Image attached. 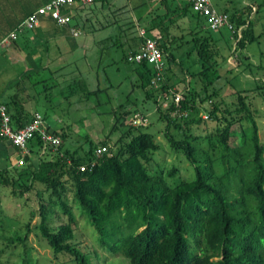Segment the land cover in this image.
Returning <instances> with one entry per match:
<instances>
[{"label":"trees","instance_id":"obj_1","mask_svg":"<svg viewBox=\"0 0 264 264\" xmlns=\"http://www.w3.org/2000/svg\"><path fill=\"white\" fill-rule=\"evenodd\" d=\"M108 1L91 0L85 5L74 3L73 15L70 16L72 22L68 26H58L50 18H45L71 37L74 36L70 34L69 26L77 30L78 36L80 33L102 31L122 21L119 26L123 28L119 32H133L129 59L144 37L159 36L158 47L164 62L174 61L171 53L173 29L184 27L185 31L188 30L200 63L196 75L200 79L201 91L193 93L190 103L184 96L179 102V108L188 111L186 117L178 119L170 116L174 108L171 103L161 117L165 121L164 138L170 146L184 152L193 165L194 176L189 181L183 180L170 186L160 174L151 173L147 163L158 145L148 132L129 135L128 128L116 139L113 149L97 157L94 156L97 144L87 142V149L80 156L67 150L60 151V144L54 149L52 158L40 157L34 165L27 157L25 167L15 170L18 179L29 176L30 185L34 182L40 184L42 190L47 192L45 200L57 204L66 215L65 222L51 224L47 221L45 207L39 204V220L35 225L39 236L54 255L61 252L73 264H91L90 256L81 250L73 237V215L66 200L68 190L84 218L96 231L99 246L109 255L127 260L128 264H264V164L261 160L264 145L259 140L251 110L245 101L246 95L237 93V113L228 117L222 114L225 110H220L217 102H211V97L216 95V89L211 84L216 78L217 64L210 34L212 30L203 23L202 16L192 11L190 0L177 2L173 7L165 6V11L161 13L154 12L143 18L138 16L134 18L135 22L131 18L126 21L128 12H121L123 9L116 5L117 0L110 4ZM166 1L159 0V3ZM35 9L25 11L23 18L15 25H1V37ZM105 9L113 14V21L105 18ZM88 12L94 14L95 21L85 18ZM242 14L238 11L228 13L233 32L225 28L230 35L234 34V27L243 23ZM139 28H143L142 35L138 32ZM246 31L247 26L235 41V49L242 45V35ZM183 35L184 32H181L180 38ZM109 38L104 37L96 42L101 55L98 67L103 55V41ZM33 44L40 46L41 40ZM136 64L142 69L139 72V85L150 87L152 67L143 61ZM73 76L71 74L67 78L65 85L71 95L83 92L86 98L100 91L99 88L88 89L81 76ZM166 81L162 77L159 87L152 89L150 94H165L169 88H173ZM263 86L259 85L260 88ZM13 103L16 107V102ZM198 105L206 112L207 119L215 123L214 136L226 151L228 161L233 162L232 165L228 162V168L219 176L213 173L209 159L203 164L194 161L195 148L189 142L194 137L183 131L188 120L200 121L199 118H189V112L196 110ZM14 110L10 119L13 126L19 127L26 121H22L24 119L16 108ZM128 113L124 112V115ZM27 117L28 121L31 116ZM243 119L248 121L249 126H242ZM234 124L241 127V138L235 146H230L229 140L233 135L231 127ZM170 125L181 129V138L173 137L169 131ZM40 143L39 135H35L31 149L33 146L39 147ZM79 166H83V169L79 170ZM172 171L169 173L172 174ZM6 172V169L0 171L3 185L10 181Z\"/></svg>","mask_w":264,"mask_h":264},{"label":"rangeland","instance_id":"obj_2","mask_svg":"<svg viewBox=\"0 0 264 264\" xmlns=\"http://www.w3.org/2000/svg\"><path fill=\"white\" fill-rule=\"evenodd\" d=\"M112 1L114 0H109V4ZM184 1L167 0L166 3H159V0H117L116 5L122 6V13L128 12L126 21L128 18L134 21L138 16L143 18L145 15H153L154 12L161 13L165 11V6L173 7L177 2ZM140 2L143 3L138 6ZM210 2L217 11H226L227 14L233 11L243 12L244 19L243 23L233 26V35H230L225 27L210 32L217 61L216 78L211 84L216 89V95L211 97V102H217L219 109L225 110L221 113L228 117L237 113V93L246 95L245 101L251 110L259 140L264 145V86L259 87L264 84V0ZM106 11L108 9H105L104 13ZM85 14L89 21L94 20L92 12ZM105 15L106 19L113 21L112 13L106 12ZM118 22L105 30L93 33L97 37L106 32L112 33L111 38L103 41V55L99 67H96L93 61L96 54L94 52H98V47L94 46V43L89 48V37L85 33L76 37L67 33L64 40L57 45L60 55H48L40 59L37 65L45 68L38 70L30 69V66L26 69V64L14 62L9 56L10 45L0 44V85L10 90V93H16V100L20 102L25 113L37 112L42 117V125L48 131L58 133L61 140L60 151L67 150L80 156L87 149V142L97 144L95 149L100 148L103 142V145L107 146V151L103 153H108L109 149L114 148L116 139L128 128L129 135L148 132L153 135L158 145L150 154L151 159L147 163L150 172L160 174L170 186L183 180L189 181L194 176L193 165L180 148L170 146L164 138L165 121L162 120L161 113L167 112L169 106L168 90L165 94L151 95V90L158 88L160 84L155 88L139 85V72L142 69L129 59L133 32H119L123 26H119L122 21ZM246 26L247 31L242 35L243 43L235 49V41L241 37ZM141 29L143 28H139L138 32ZM181 32H184V35L180 38ZM171 34V53L174 61L168 62L164 58L162 77L167 79V85L175 88L190 103L193 93L201 91L200 79L196 75L200 63L188 30L185 31L184 27L175 28ZM23 36V33H19L12 43L22 46L25 43ZM39 39L35 38L33 43H40ZM46 42L49 45L52 43ZM78 42H82L85 48L76 46ZM27 43L28 48L34 47L32 42ZM27 47L25 49H28ZM60 65L63 67L54 71ZM70 71H73V77L81 76L88 89L99 88L100 91L91 93L86 98L83 92L71 95L65 87L67 78L71 76ZM5 72H15L17 79L7 83L2 81ZM127 111L129 113L125 116L124 112ZM133 114L143 117L145 126L130 125L128 121ZM189 114L191 119H200L199 122L188 120L186 130H183L194 137L193 140L189 139L195 148L194 161L203 164L209 159L213 173L216 176L221 175L228 168V162L230 165L233 162L228 161L226 151L214 136L215 123L207 119L206 112L199 105ZM169 115L171 116V112ZM242 126H249L246 119L242 120ZM231 129L233 135L229 145L235 146L241 138V127L234 124ZM169 131L176 139L182 137L181 129L170 125ZM53 153L54 149L49 151L48 148L40 153L38 147L33 146L29 158L35 165L40 157L52 158ZM16 158L13 147L4 145L0 140V171L6 169L7 177L10 178L6 185L2 184L0 178V264H73V261L61 252L54 255L35 227L39 220L38 208L41 203L45 207L47 221L51 224L65 222L66 215L57 204L45 200L47 192L42 190L40 184L34 182L30 185L29 176L17 178L15 170L25 167V163L16 166ZM261 160L264 164V151ZM171 170H174L172 174L169 173ZM69 192L67 190L66 200L73 215V237L78 241L81 250L90 256V263L128 264L127 260L113 257L99 246L96 231L84 218Z\"/></svg>","mask_w":264,"mask_h":264},{"label":"built area","instance_id":"obj_3","mask_svg":"<svg viewBox=\"0 0 264 264\" xmlns=\"http://www.w3.org/2000/svg\"><path fill=\"white\" fill-rule=\"evenodd\" d=\"M192 11L198 13L204 18L205 25L210 30H216L220 27H226L231 31V24L228 18V14L222 11H217L211 5L210 0H190ZM91 0H49L43 5L37 7L34 11L29 13L17 26L9 31L0 40L2 45H10L17 35L25 28L37 25L40 17H48L54 21L58 26H68L70 23V14L67 11L68 7L74 3L89 4ZM71 35L76 36L77 30L72 27H68ZM233 30L231 31V33ZM139 34H143V30H139ZM157 37H144L139 44L137 50L130 57L136 63L141 61L152 67L153 77L150 80V86L155 88L157 84H160L162 79L163 60L162 53L158 47ZM182 95L175 88L168 89L167 100L168 103L173 105L171 116L186 117L187 110L179 108V102L182 100ZM128 123L130 125L145 126L143 117L136 114L129 118ZM35 135L40 137V146L38 149L40 153L47 148L55 149L61 142L60 136L48 131L42 125V117L38 113H33L28 121L20 125L19 127L13 126L10 115L8 114L6 107L0 104V139L7 142L8 145L13 147L17 158L15 161L16 166H20L25 163V158L30 157L32 149L30 144L33 142ZM104 151H107V146L101 145L100 148L94 150V156L97 157ZM79 170L83 169V166H79Z\"/></svg>","mask_w":264,"mask_h":264},{"label":"crops","instance_id":"obj_4","mask_svg":"<svg viewBox=\"0 0 264 264\" xmlns=\"http://www.w3.org/2000/svg\"><path fill=\"white\" fill-rule=\"evenodd\" d=\"M49 0H0V26L5 25V26H11L15 25L21 18H23V14L25 11L30 10V9H35L38 6L44 4ZM11 4V6H9ZM74 5V6H73ZM69 6L67 11L69 12L70 16L73 15V9L75 7V4ZM72 22V18H70ZM107 29V28H105ZM103 29V30H105ZM20 33H23V40L25 43L22 44H16V43H11L10 46L8 47L9 49V56L11 59H13L14 62H19L22 65L26 64V69L28 66H30V69L33 70H38V69H43L45 68L44 66H39V60L44 58V57H53L54 54L60 55V50L58 49V42H61L64 40V32L60 28H57L54 23L43 17L40 18L37 25H34L32 27H25ZM95 33V32H93ZM90 33L87 34L89 37V48L91 44H94L96 46V42L102 38L110 37L112 36V33H107L104 34L103 36H98ZM1 37V35H0ZM41 38V44L40 47L36 46L33 44L35 41V38ZM86 39V38H85ZM46 41H51V45H49ZM27 42H32V46L34 47H27ZM26 44V45H25ZM75 44V43H74ZM51 46V47H49ZM76 46L80 48H85L82 42H78ZM139 46V45H138ZM28 49H25V48ZM138 48V47H137ZM98 52L92 53L94 55L93 61L94 64L98 65L99 58H101V55H99V49L97 50ZM56 57V56H55ZM12 61V62H13ZM63 66L60 65L57 66V68L54 71H59L60 68ZM14 73L10 72H5V76L1 78L2 81L10 82L12 80H16L17 76H15ZM14 75V77H13ZM17 75V74H16ZM18 87L16 86V89ZM16 93H10V90L8 91L4 87L0 85V104L4 105L7 103L6 109L8 111V114L11 115L12 113L16 111H19V116H31L33 113H25L23 108L20 106V102L16 101ZM13 102H16V107ZM22 121H27V119H24ZM23 123V122H22ZM3 144L8 145L7 142L3 141L0 139ZM3 160V159H2Z\"/></svg>","mask_w":264,"mask_h":264}]
</instances>
